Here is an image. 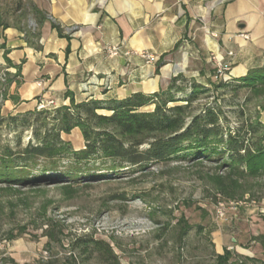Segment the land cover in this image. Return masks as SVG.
<instances>
[{"label":"rangeland","instance_id":"1","mask_svg":"<svg viewBox=\"0 0 264 264\" xmlns=\"http://www.w3.org/2000/svg\"><path fill=\"white\" fill-rule=\"evenodd\" d=\"M30 3L0 0V23L23 24L33 34L37 23ZM210 63L211 81L221 82L213 55ZM4 73L0 69V77L5 80ZM194 80L202 79L186 78L178 85L187 87L189 94ZM208 87L210 92L193 105L196 112L222 105L227 117L225 127L234 131L240 125L236 111L246 97L255 95V101L246 107L247 114L264 124V91L256 95L247 88ZM7 95V86L0 85V116L5 119L19 115L4 108ZM176 95L182 100L186 97L184 93ZM1 138L0 153L4 146L16 147L19 138L25 148L33 133L6 122ZM62 138L76 152L85 149L79 128ZM45 164L46 160H38L33 171H41ZM70 164L64 159L59 171L69 169ZM96 167L104 169L111 164L98 161ZM226 173L219 164L188 160L161 162L138 170L97 172L102 178L77 184L47 182L29 188L0 185V264H111L100 262L96 256L81 255L77 244L86 236L109 244L120 264H218L221 254L217 253L213 234L225 225L216 216L219 203L227 207L241 204L236 216L228 211L230 218L241 219L236 223L240 233L235 235V244L241 248L231 250L235 256L229 263L264 264V178L236 179L239 185L227 194L219 184ZM50 237L56 243L50 245ZM229 244L234 243L231 240Z\"/></svg>","mask_w":264,"mask_h":264},{"label":"crops","instance_id":"2","mask_svg":"<svg viewBox=\"0 0 264 264\" xmlns=\"http://www.w3.org/2000/svg\"><path fill=\"white\" fill-rule=\"evenodd\" d=\"M30 2L35 21H41L39 39L23 24L0 27L8 112L36 111L48 100L61 107L72 99L79 104L150 95L166 91L179 75L210 86L212 55L224 59L230 80L264 69V0ZM111 47H120L121 54L111 57ZM240 220L231 217L214 232L218 254L241 248L235 244Z\"/></svg>","mask_w":264,"mask_h":264},{"label":"trees","instance_id":"3","mask_svg":"<svg viewBox=\"0 0 264 264\" xmlns=\"http://www.w3.org/2000/svg\"><path fill=\"white\" fill-rule=\"evenodd\" d=\"M36 23L39 26L41 21L36 19ZM0 27L9 25L0 23ZM54 28L64 36L60 27L54 25ZM31 36L39 39L37 30ZM6 76L0 85H8ZM181 81L186 78L179 75L172 79L166 91L150 95L136 93L121 101L91 100L78 104L72 99L70 106L36 110L7 119L0 116V145L6 122L10 127L27 128L33 133L25 148L20 138L16 147H2L0 185L29 188L47 182L77 184L84 179L102 178L97 172L138 170L151 164L188 160L219 164L220 169L227 171L226 178H219L220 187L227 194L239 185L238 179L264 178V124L258 117L253 119L248 115L246 109L255 101V95L244 99L241 109L236 111L240 125L231 131L225 127L227 117L222 105L199 112L193 109L200 96L210 92L209 87L192 81L188 94L187 87L178 85ZM210 86L247 88L257 95L264 91V69H255L236 80L211 82ZM179 93L186 95L184 100L177 97ZM150 107L153 109L147 110ZM77 128L85 141V149L78 152L62 138ZM40 159L46 160V164L41 171H33ZM64 159L71 162L70 168L59 171V163ZM98 161L104 165L110 163L111 167L97 169ZM53 243L56 240L50 237L49 244ZM77 249L83 257L96 256L102 263L120 264L109 244L90 236L80 238ZM234 256L226 249L217 256L218 264H230Z\"/></svg>","mask_w":264,"mask_h":264},{"label":"built area","instance_id":"4","mask_svg":"<svg viewBox=\"0 0 264 264\" xmlns=\"http://www.w3.org/2000/svg\"><path fill=\"white\" fill-rule=\"evenodd\" d=\"M109 52V55L111 57H117L121 54L120 47H111L107 49ZM126 55H129L127 53ZM232 55V53H230ZM152 61L153 58L149 57ZM213 60L215 61L216 70H217V78L221 79L222 81H229L230 75H229V67L225 64L224 59L220 58L217 55H213ZM2 81H4L3 77L1 78ZM54 108H57V105L55 101L48 100V101H40L38 104L37 110L38 111H45V110H52ZM241 204L239 203H230V206L227 207L224 203H219V205L216 207V216L218 220L227 223L230 220V217L228 215V211H231L236 216L237 212L239 211Z\"/></svg>","mask_w":264,"mask_h":264},{"label":"water","instance_id":"5","mask_svg":"<svg viewBox=\"0 0 264 264\" xmlns=\"http://www.w3.org/2000/svg\"><path fill=\"white\" fill-rule=\"evenodd\" d=\"M234 242H236V241L234 240Z\"/></svg>","mask_w":264,"mask_h":264}]
</instances>
